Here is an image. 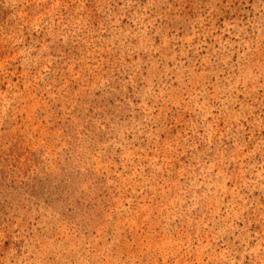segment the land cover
I'll return each instance as SVG.
<instances>
[{"label":"rangeland","instance_id":"obj_1","mask_svg":"<svg viewBox=\"0 0 264 264\" xmlns=\"http://www.w3.org/2000/svg\"><path fill=\"white\" fill-rule=\"evenodd\" d=\"M0 264H264V0H0Z\"/></svg>","mask_w":264,"mask_h":264}]
</instances>
